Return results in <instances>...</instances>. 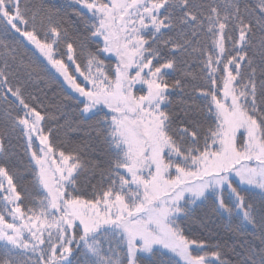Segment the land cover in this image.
<instances>
[{
    "label": "snow or ice",
    "instance_id": "snow-or-ice-1",
    "mask_svg": "<svg viewBox=\"0 0 264 264\" xmlns=\"http://www.w3.org/2000/svg\"><path fill=\"white\" fill-rule=\"evenodd\" d=\"M0 264H264V0H0Z\"/></svg>",
    "mask_w": 264,
    "mask_h": 264
},
{
    "label": "trees",
    "instance_id": "trees-1",
    "mask_svg": "<svg viewBox=\"0 0 264 264\" xmlns=\"http://www.w3.org/2000/svg\"><path fill=\"white\" fill-rule=\"evenodd\" d=\"M60 2H61V3H64V2H65V0H60Z\"/></svg>",
    "mask_w": 264,
    "mask_h": 264
}]
</instances>
